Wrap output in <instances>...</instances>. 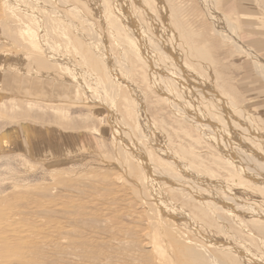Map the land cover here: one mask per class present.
<instances>
[{
    "label": "bare ground",
    "instance_id": "1",
    "mask_svg": "<svg viewBox=\"0 0 264 264\" xmlns=\"http://www.w3.org/2000/svg\"><path fill=\"white\" fill-rule=\"evenodd\" d=\"M199 1L208 19L215 24L212 31L232 44L238 53L248 55L255 64V69L264 77V58L247 46L245 39L243 41L238 32L239 28L228 15L219 12L220 1ZM227 1L221 0V3L225 4ZM159 3L166 17L167 12L169 13L167 0H159ZM149 8L146 0H0V19L8 20L6 29L8 37L15 38L17 41H14L18 43L21 42L19 46L22 49L31 50L32 57L36 52L43 53L44 63L50 64L51 67L56 66L59 70L56 73L51 69L53 74L60 73L65 80L68 79V83H60L56 75L29 70H18L17 79L28 86L47 80L52 89L61 92H70L71 89L78 88L77 92L89 96L90 104L103 108L107 113V122L112 128V140L120 158L118 168L120 172L122 171L115 174L111 184L116 185L117 190L124 191L123 188L127 189V186L131 190L128 195L125 192L114 195L122 202L130 200L133 203V212L128 213L140 224L135 225L133 237L124 236V239L117 236L115 240L118 245L129 247L132 245V251L129 252L135 255L134 260L140 261V264H264V135L261 132L263 129L252 115L219 93L215 87L217 84L214 86L211 78L206 76V71L210 72L207 65L211 62L206 50L204 51L208 45H200L198 48L185 46L186 54L183 53L184 49L179 45V41L183 39H178L179 32L182 33L181 29L178 36L171 28L173 25H169L168 22L156 23ZM140 13L147 17L150 22L148 25L153 26L152 29L157 32L159 38L155 39L154 32L148 28L147 23L140 21ZM240 13L242 17L246 14ZM179 23L187 34L189 31L186 32L183 24L180 21ZM183 36L184 34L181 37ZM187 44L189 45V42ZM113 46L121 50L123 53L120 52L121 57L117 58L114 55ZM130 56L134 62L145 68L150 79V87L165 97L167 106L173 113L191 127L186 128L182 125L183 132L173 131L176 132L174 136L177 144L173 146L177 148L176 150L171 148L172 143L167 142L162 127L158 129L153 123L155 121L148 118L145 95L142 94L146 90L141 91L136 84L131 83L128 76L130 66L127 60ZM189 61L192 63L195 61L194 65H200L205 73L202 74L204 71L200 73V70L198 72ZM246 64L248 68L250 65ZM245 67L244 73L248 72ZM244 78L238 83L244 87L242 93L244 97L256 105L259 101L263 104L264 90L260 92L257 89L258 96L251 97V91L248 90L251 85L243 81ZM122 80L131 91V96L124 101L133 107L135 128L130 126L117 109ZM238 92L241 93L239 89ZM262 104L258 108L264 109ZM52 109L59 116L58 121L49 122L57 125L56 133L49 130L37 131L32 128L31 123H24L18 131L9 132L11 135L8 139L18 138L20 144L25 139L37 148L40 147L38 141L50 137L45 144L41 143V147L43 144L49 146V143L55 145L54 148L57 145L68 150L76 148L75 143L78 139L92 140V136L87 135L86 127L82 128L84 130H81V133L68 134V131H77L73 128L75 124L70 121V113H64L62 108ZM96 113L100 116L95 117V114L91 113L94 116L92 118L101 122L103 111ZM103 118L105 119V116ZM62 120L66 122H61ZM187 129H194L198 136H202L211 144L210 154L203 156L198 151V143L195 140L197 135L187 133ZM78 134L81 136H77ZM53 136L56 138L53 139ZM158 136L163 139L162 142L157 140ZM219 152L224 162H219L216 156ZM113 161L115 163L114 159ZM115 166L118 165L113 167ZM244 190L257 192L263 200V205L257 199L244 194ZM111 211L108 209L106 214H103L104 222L116 225L117 227L111 230L112 234L121 235L122 227L115 220V213ZM3 213L0 212V264H43L44 255L49 259L54 256L50 255L53 251L48 254L47 250L53 247L57 250L63 249L64 244H67L65 247L68 248L70 242H74L70 236H60L55 242V237L64 230L62 226H51L48 221L46 222L50 226L44 225L43 221L45 228L39 232L32 228L40 224H35L32 228L20 226L10 219L4 221L7 214ZM67 229L71 230L68 227ZM123 230L127 232L128 229L126 227ZM88 245L89 248L93 246L90 243ZM255 247L258 252L254 251ZM120 257L123 258L122 255ZM131 258L128 257L126 260ZM86 260L89 262L91 259ZM80 262L82 264L85 260Z\"/></svg>",
    "mask_w": 264,
    "mask_h": 264
},
{
    "label": "rangeland",
    "instance_id": "2",
    "mask_svg": "<svg viewBox=\"0 0 264 264\" xmlns=\"http://www.w3.org/2000/svg\"><path fill=\"white\" fill-rule=\"evenodd\" d=\"M146 1L149 3V7H150L149 9L154 15V18L156 19L155 20L156 23L160 22L165 24L168 22L169 25H173L171 26V28L174 29L172 30L176 32L177 35L179 29H181L180 31H182V33L179 32L180 36L178 35L179 37L178 36L177 37L179 40L183 39L182 41H179L180 48L184 49L183 53L186 54L185 52V50H187L186 47L198 48L200 47V45L202 46L208 45L206 49H204V51L206 50L207 53L206 55L211 61L207 65L208 70L210 72L206 71L205 73V71L203 70L202 67H200V65L195 66L194 65L195 61L193 63L192 61L189 62L196 67L195 68L196 70L198 69L197 70L198 72L201 71L200 73H202V71H204L202 74L204 73L207 74L206 76L208 78L209 77L211 78L209 79L213 82L214 86L217 84L215 87L219 91V93H222V95L225 98L232 101L238 108L243 109L244 111L252 115V117L258 121L259 127L263 129V131L261 132L264 135V109L258 108L260 107L259 105H261L262 103L259 101V103L256 105L255 103H252L251 101L247 100L244 97V94H242L244 87L238 84L239 80H241L240 77L241 73L242 71H244L245 65L242 64L244 60L248 61V64L251 67H253V73L255 74V76L261 82L264 83V77H262L260 73L255 69L254 66L255 64L252 62L249 56L241 52L238 53V51L232 44L224 41L221 37H218L212 31V28L215 27V24L213 21L208 19V15L205 13L204 7L202 6L199 0H181V1L167 0V6L169 8L167 11H169V13L167 12L168 15H166V17L163 15L162 9L159 7L161 5L159 3V0H146ZM217 2H219L218 3L219 12L228 15V18L232 20V22L239 28L238 32L244 41V37H243L244 29L241 27V23H239L237 20H234L231 17L234 12L233 2L229 0L225 4H222L221 0H218ZM170 12L172 13V15ZM140 15H141L139 16L140 21L141 22L145 21L148 25L150 22L148 21L147 17L143 13H140ZM238 16L240 19L242 18L243 21H244V17H246V16L242 17L241 13ZM179 21L183 24L184 28L186 29V32L189 31L188 36H187L188 33L187 34L185 33ZM7 24H8L7 18L0 19V123H4L3 119L6 111L8 112V126L10 127L17 125V128L19 129L20 127H22V124L24 123L33 124L36 122L40 123V121L41 123H43V118L49 120V122L52 123L54 120L58 121L57 118L59 119L57 112H55V110H53L52 107L54 109L62 108L61 110L64 113L65 112L70 113L69 115L70 121L71 123L75 124V126L78 129L84 130L82 128L86 127V132L87 131L90 132L89 134L87 132V135H91L92 140L82 141L78 139L77 142L75 143L76 148H74V150L71 149L68 150L63 146L56 145V148L54 149L57 152V154L52 155L51 157L48 156V158L37 156V154L41 149L39 147L36 148L25 139L22 140L24 143L23 147L25 151L23 156L25 157H22V155H20L21 157L19 159L20 166L5 165L7 167L4 171H6L7 173H4L2 176H0V212L1 213L4 212L5 213V214L3 213L4 215L7 214L6 218L4 217L5 218L4 221L10 219L11 221L12 220L14 222L16 221V224L27 228H32V226H34L35 224L36 225L40 224L32 228L34 230L35 229L38 230L39 232L40 231L42 232L45 228V226H43L42 224L43 221H44V225L45 224L49 225L48 224L49 222L51 223L50 224L51 226L54 225L62 226L64 228V230L59 233V236L57 235L55 237L56 238L55 242H57L60 236L63 237L70 236L71 241L73 239L75 243L70 242V245L68 247L70 250L67 247H65L67 244H64L65 246L63 249L58 248L59 250L55 249V247H53V249L50 248L51 250H47L46 252L50 254V252L53 251L52 254L50 255H54V256L53 257L50 256L52 258L49 259L47 255H44L43 259L45 263L43 264H71V263L81 264V262L79 263L80 260L82 262H84L85 260V262H87L88 264H92V263L105 264V262L106 263L109 262L108 264H117V263L140 264L139 263L140 261L136 259L134 260L135 255H133V253H130L132 251L131 248H133L131 244L130 247L129 245L122 246L121 244L118 245L116 242L117 240H115L117 236L119 238H124V236L125 238L133 237L136 228L135 225H137L138 222L131 217L132 215L131 213L130 216L128 213L129 211L133 212V208H132L133 203H131L130 200L125 201L126 203L122 202L119 200V198L116 197V195H114V193L121 195V192L122 193L125 192V194L128 195V193H130L131 190L128 188V186L127 189L123 188L124 191L117 190V188L115 187L116 185L111 184L112 183L111 181L116 176L115 174H120L122 173V171L120 172L119 169L120 166L118 163L120 161L119 160L120 158L117 156L118 152L112 140V128L109 126L107 122V113L104 111L103 108L100 107L97 108L96 105L92 103L90 104L89 96L77 92L78 88L76 90L71 89L70 92H61L52 89L48 85L47 80L39 83H34L32 84V86L30 85L28 86L24 82L18 81L17 79L18 76L17 72H19L18 70L20 71L29 70L31 72H36L40 74L49 73L53 76L56 75L55 77H57L56 79H58L60 83L62 84L68 83L67 81L68 79L65 80L66 78L62 77L60 73L56 74L57 72H59L56 66L51 67L50 64L44 63L43 53L36 52L34 54L35 55L34 58L32 57L33 52L31 53V50L29 49L24 50L19 46L20 45L19 43L21 42L19 43L16 42L17 40L15 38L10 39L11 37L10 36L8 37V31H6V29L8 28ZM148 26H149L148 28L152 32H154L155 39L156 37L159 38L157 32L155 33L154 29H152L153 26L152 25H148ZM183 34L184 36L181 37ZM17 38H21V37L17 36ZM183 41H185L186 44H184L185 42ZM187 42H189L190 46L187 44ZM14 45L15 46L17 45L16 46L17 48ZM114 46H113L114 55L117 56V58L121 57L120 54L121 50L119 51V48L118 49L117 47L114 48ZM249 48L254 49L250 46ZM118 54H120V56ZM258 54L264 58L262 54L260 53ZM26 56L28 59L26 58ZM31 58L33 61L31 60ZM129 58L130 59L127 60L128 65L130 66L128 69L130 72V73L128 72L129 74L128 76L129 79H131L130 80L131 83L136 84L141 91H143V89L144 91L146 90L145 91L146 93L142 92V94L145 95L143 96L145 99V103L147 105L146 109H147L148 118L151 120L153 119V121H155L153 123L155 124V126H157L158 129L162 127L161 129L164 130L166 133L167 142L172 143L171 148L176 150L177 148L173 147L175 146L174 144H177L176 143L177 139L174 136L176 132L173 131L179 130L183 132L184 126L186 128L188 127L191 128L190 125L182 121L180 117H177L170 109V107L167 106L168 103L165 97H163L162 95L157 93L154 89H152V87H150V82H149L150 79L148 78V74L145 68H142L137 62H134L131 56ZM42 64H45L46 67L45 65L43 66ZM135 64L137 65V68ZM51 69L56 73L53 74V71ZM123 82L124 80H122L121 83L120 96L118 97L117 100L119 108L117 107V109L118 111H121L124 118L128 121V123H130V126L132 128H135L136 118L134 119L133 116L134 114L133 107L130 104H128L126 101H124L125 99H128L131 96V91L128 90L127 86ZM217 86H219V88ZM238 89L241 91V93L238 92ZM147 91L151 96L147 93ZM159 95L163 98H161ZM100 110L103 111L105 119L103 118L104 117L103 116L102 118H100V120L102 119L101 122H97L92 118V116L94 114L95 117L100 116V115H96L97 114L96 112ZM54 112L57 115L56 114L54 115ZM91 113H93V115ZM32 118H34L35 120H33ZM61 122L65 123L66 121L62 120ZM44 123L46 122L44 121ZM76 124L79 125L77 126ZM188 132L191 135H197V139L195 140L198 143V148H199L198 151L203 156L204 155L207 156V153L210 154V150L212 151V149H210L211 144H209L206 141V139L204 140L202 136L200 135L198 136V133H196L194 129H187V133ZM10 135L11 133L9 134V132L8 135H3L1 141L7 142L11 140V139L6 140V138L8 137L10 138ZM78 135L81 136V134ZM186 138L187 140L189 139V137ZM157 140H159L160 142L163 141V139L160 136H158ZM193 140L194 139H192V141ZM16 141H17L16 143H18V138L16 139ZM83 142L92 143V144L82 145L81 143ZM216 152L217 150H215V153ZM220 154L221 153L219 152L216 154V156L218 157V160H220L219 162H224V160L222 159L223 157ZM113 159L115 160V163ZM116 164L118 166L113 167ZM116 167L119 168L117 169ZM100 186L103 187L101 188ZM114 187L116 191L113 190ZM117 191H119V193H117ZM243 193L247 194L252 198L257 199L263 205V200H261L260 195L257 192H254V190H244ZM70 202L73 204H69ZM106 204L108 205L106 206ZM111 204L114 205L115 207L113 206L112 208ZM36 206L39 208H37ZM108 209L110 211L112 210L111 212L115 213L114 218L116 221L120 223V227L123 228L124 225L126 224L123 229L127 227L128 229L127 232H125V230L121 228L120 231V233L122 232L121 235L112 234L113 232L111 230H113L117 226L113 225L112 223L111 225L109 223L104 222L105 217L103 216V214H106V211H108ZM120 210H122L123 212ZM16 218L18 219L16 220ZM40 220H42V222H40ZM51 221H54L56 224L52 223ZM129 226L130 228H128ZM137 226H140V224H138ZM67 227L71 228V230L67 229ZM66 230L71 232H68ZM86 241L90 243L91 246L93 245L94 247L90 246L91 248H89V245ZM86 243H87V249H85ZM79 250L82 254H80ZM85 250H89V251H85ZM126 250H128V252H126ZM254 251L258 252L259 250L255 247ZM72 252H74L75 254ZM99 254H101L102 256L101 257L98 256ZM77 255L78 257L80 256V258H78ZM83 255L88 260L90 259L91 260L89 262L86 260V258L83 260L84 258ZM121 255L123 258L127 257L126 259H128V257L129 258L132 257L131 259L133 260L129 259L127 261L126 259L121 258L120 257ZM107 256H109L110 258ZM98 259L99 261L100 260L101 261L99 262ZM39 260L43 261L41 259ZM124 260L126 263H124Z\"/></svg>",
    "mask_w": 264,
    "mask_h": 264
},
{
    "label": "crops",
    "instance_id": "3",
    "mask_svg": "<svg viewBox=\"0 0 264 264\" xmlns=\"http://www.w3.org/2000/svg\"><path fill=\"white\" fill-rule=\"evenodd\" d=\"M232 1L234 4V12L232 14V18L234 20H237L239 23H241V27L244 29V39H245V43L247 44V46H250L252 48H254L258 53L262 54L264 56V0H229ZM240 12H244L246 13L244 17V21L242 20V18L240 19L238 15H240ZM248 63L247 60H244L242 62V64H246ZM246 70H248V72L246 71V73H244V71H242L241 73V79H243V81H247L246 83H248L249 85H251L250 89H248L250 92V96L251 97H256L258 95L259 92L258 90L263 91L264 90V83L261 82L253 73V67L248 66L247 68V64L245 65ZM245 75V76H244ZM244 76V77H243ZM259 87V88H258ZM253 88V89H252ZM258 89V90H257ZM255 91L257 93H255ZM33 120H35L34 118H32ZM44 121L46 123H44ZM4 123H0V176H2L4 173H7L6 171H4L6 169V167L8 165H19L20 166V155H22V157L24 155V147H23V143L19 144L16 143L17 141L14 140H9L7 142H2V136L3 135H8V132H16L18 131L17 125L15 126H8V112L6 111L4 114V119H3ZM36 122V121H35ZM56 122V120L54 121ZM38 123V124H37ZM7 124V125H6ZM37 124V125H36ZM41 124V126L39 125ZM32 128H34V130L37 131H44V130H49V131H54V133H56V129H58L57 125L55 124H51L49 123V120H46L43 118V123L36 122L32 124ZM49 125V126H48ZM44 127V128H43ZM74 131H68V134L74 133V132H81V129H78L75 125L73 127ZM88 132V131H87ZM90 132H88L89 134ZM10 134V133H9ZM67 134V133H66ZM73 135V134H71ZM80 136V135H77ZM53 139H55L56 137L53 136ZM50 137H47L43 140H40L38 142H40L39 144V148L41 149L39 151V153L37 154V156L39 157H44V158H48V156H52L57 154V152L55 151L54 147L49 144V146H45V142L49 141ZM6 140H8V138H6ZM5 140V141H6ZM16 141V142H15ZM44 144L41 147V143ZM83 144H92V143H86L83 142L81 143ZM34 151V149H33ZM27 153V152H26ZM7 165V166H5ZM13 168V167H12Z\"/></svg>",
    "mask_w": 264,
    "mask_h": 264
}]
</instances>
